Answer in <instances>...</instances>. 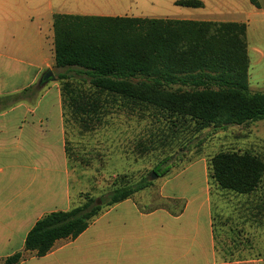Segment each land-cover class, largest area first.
Masks as SVG:
<instances>
[{
    "label": "rangeland",
    "instance_id": "1",
    "mask_svg": "<svg viewBox=\"0 0 264 264\" xmlns=\"http://www.w3.org/2000/svg\"><path fill=\"white\" fill-rule=\"evenodd\" d=\"M174 1L0 0V88L22 84L32 67L41 66L42 74L48 70L43 64L46 60L52 62L54 14L85 12L116 17L248 22L249 82L256 92H264V0H254L259 8L256 14L250 0H199L203 7L195 9L175 6ZM16 67L24 72L13 74ZM53 71L58 73L55 68ZM60 71L75 88L73 95L90 101V77L76 70ZM254 83L259 86L253 87ZM100 98L103 108L90 119L85 117L86 124L69 110L65 113L72 208L82 205L85 195L99 200L100 206L114 190L134 187L143 181L149 184L132 196L137 204L146 209L164 205L166 202L156 195L165 178L179 174L196 160L208 163L221 151H248L264 161V119L241 126L211 125L195 131L189 121L172 124L151 108L136 107L118 97ZM185 171L177 176L174 188L192 194L197 184L203 183L202 168L197 165ZM151 174L156 177L151 179ZM207 185L217 248L221 246L219 239H235L240 242L223 246L239 256L264 258V177L257 191L250 195L221 190L208 178Z\"/></svg>",
    "mask_w": 264,
    "mask_h": 264
},
{
    "label": "trees",
    "instance_id": "2",
    "mask_svg": "<svg viewBox=\"0 0 264 264\" xmlns=\"http://www.w3.org/2000/svg\"><path fill=\"white\" fill-rule=\"evenodd\" d=\"M174 5L203 7L199 0H176ZM52 29L54 67L87 74L93 90L90 101H84L73 95L68 76L59 74L63 119L69 110L86 124L85 117L90 119L103 108L102 95L151 108L172 124L189 121L195 131L264 119V92H252L248 86L242 22L57 13ZM263 177L264 161L248 151H221L207 163V178L238 195L256 192ZM148 184L116 189L100 206L85 195L80 206L43 215L25 236L22 251L45 256L56 241L75 239L105 208L131 198ZM23 259L22 252H16L2 264Z\"/></svg>",
    "mask_w": 264,
    "mask_h": 264
},
{
    "label": "crops",
    "instance_id": "3",
    "mask_svg": "<svg viewBox=\"0 0 264 264\" xmlns=\"http://www.w3.org/2000/svg\"><path fill=\"white\" fill-rule=\"evenodd\" d=\"M258 9L255 6V14ZM228 21L246 25L247 41L248 22ZM248 48L247 43V54ZM51 56L52 62L46 60L43 65L52 71L53 81L39 86L43 70L37 66L22 84L0 88V264L16 252L24 257L18 264H264V258L239 256L223 246L240 242L235 239L223 237L217 248L203 159L165 178L156 196L166 204L146 209L131 197L105 208L75 239L56 241L45 256L23 252L25 236L38 219L72 208L57 79L63 69L54 67L53 47ZM19 72L24 70L16 67L13 74ZM250 84L248 68V86L256 92ZM197 165L202 168L203 183L192 194L178 192L174 188L177 176Z\"/></svg>",
    "mask_w": 264,
    "mask_h": 264
},
{
    "label": "water",
    "instance_id": "4",
    "mask_svg": "<svg viewBox=\"0 0 264 264\" xmlns=\"http://www.w3.org/2000/svg\"><path fill=\"white\" fill-rule=\"evenodd\" d=\"M54 80V76H53V73L50 69H48L47 71H45L39 81H38V85L39 86H43L45 85L46 83H48L49 81H53ZM156 176L154 174H151V179H154ZM99 200L96 201V204L98 205L99 204Z\"/></svg>",
    "mask_w": 264,
    "mask_h": 264
}]
</instances>
